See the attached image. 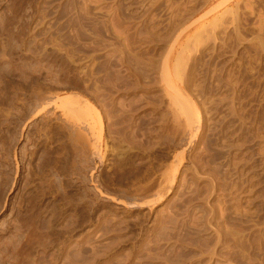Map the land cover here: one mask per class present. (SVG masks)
Returning a JSON list of instances; mask_svg holds the SVG:
<instances>
[{"label":"rangeland","instance_id":"rangeland-1","mask_svg":"<svg viewBox=\"0 0 264 264\" xmlns=\"http://www.w3.org/2000/svg\"><path fill=\"white\" fill-rule=\"evenodd\" d=\"M0 264H264V0H0Z\"/></svg>","mask_w":264,"mask_h":264},{"label":"bare ground","instance_id":"bare-ground-1","mask_svg":"<svg viewBox=\"0 0 264 264\" xmlns=\"http://www.w3.org/2000/svg\"><path fill=\"white\" fill-rule=\"evenodd\" d=\"M219 7V6H218ZM214 9V8H213ZM211 12V11H210ZM227 12V11H226ZM209 14V13H208ZM224 14V13H223ZM228 14V13H227ZM237 15V14H236ZM218 16V15H217ZM220 16V15H219ZM223 16V15H222ZM215 18V17H214ZM220 18H222V17H220ZM216 20H218V19H215V23L213 24H210V26L212 27V25H215V26H213V27H215L216 29H217V27H216ZM222 20H223V18H222ZM219 24V23H218ZM222 25V24H221ZM212 27V28H213ZM210 30H211V28H210ZM213 30H214V28H213ZM215 31V30H214ZM180 34V33H179ZM210 35H211V32L209 33ZM208 34V35H209ZM215 34V33H214ZM212 36H214V35H212ZM210 38V37H209ZM208 38V39H209ZM177 61V60H176ZM186 87V86H185ZM95 93V92H94ZM177 94V93H176ZM175 97V96H174ZM176 97H177V95H176ZM172 99H173V97H172ZM183 101V100H182ZM181 101V102H182ZM187 101V100H186ZM60 102L62 103V104H67V105H69V106H71V108L73 109L72 111L73 112H75V113H78L79 111L77 110V109H75V111H74V108L76 107V108H78L79 110H80V112H81V114H82V112H83V109L85 110H87V109H90V106H89V104L85 101V100H83V98H81L80 96H77V95H74V96H67V97H65V98H63L62 100H60ZM174 102V101H173ZM179 103H180V101H178ZM175 103V102H174ZM188 103V102H187ZM190 103V102H189ZM177 104V103H176ZM175 104V105H176ZM191 105L192 106V104H185V103H183V105L181 104V106H183V107H180V108H182V109H180V111L181 112H183L184 113V116H186L185 118H184V123L185 124H188V123H186L187 121H190L189 119H194V120H192V121H195V119H196V117L198 116L197 115V110L196 111H193V110H191L194 106H192V108H191V106H190V108H189V106ZM178 106L179 105H176V107H177V109H179L178 108ZM175 108V107H174ZM133 109V108H132ZM195 109V108H194ZM82 110V111H81ZM177 111V110H176ZM191 111H193V113L191 112ZM80 112L78 113V114H80ZM85 113H86V111H84ZM88 112V111H87ZM181 112H179V114L181 113ZM191 112V113H190ZM124 114V113H123ZM182 114V113H181ZM186 114V115H185ZM194 116V118L192 117V115ZM90 115V114H89ZM95 115H96V113H95ZM188 115V116H187ZM195 115H197L196 117H195ZM180 116V115H179ZM192 121H190L191 123H192ZM196 121H198V119H196ZM190 123V124H191ZM190 124H189V126H190ZM197 124V123H196ZM99 125V124H98ZM186 126V125H185ZM196 126V125H195ZM92 128V127H91ZM92 131V130H91ZM134 134V133H133ZM173 167V166H172ZM174 172V171H173ZM173 174V173H172ZM170 175V174H169ZM170 177H171V175H170ZM168 179V178H167ZM169 181V180H168ZM162 199V197H160V200ZM159 200V201H160ZM158 201V202H159ZM144 206V205H143ZM209 224V223H208Z\"/></svg>","mask_w":264,"mask_h":264}]
</instances>
